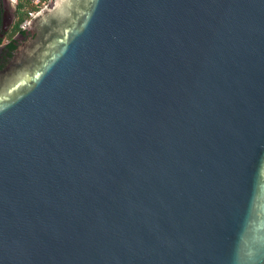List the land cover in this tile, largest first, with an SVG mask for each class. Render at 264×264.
<instances>
[{"label": "water", "instance_id": "95a60500", "mask_svg": "<svg viewBox=\"0 0 264 264\" xmlns=\"http://www.w3.org/2000/svg\"><path fill=\"white\" fill-rule=\"evenodd\" d=\"M0 264H264V0L39 10L0 49Z\"/></svg>", "mask_w": 264, "mask_h": 264}, {"label": "flooded vegetation", "instance_id": "af4514ba", "mask_svg": "<svg viewBox=\"0 0 264 264\" xmlns=\"http://www.w3.org/2000/svg\"><path fill=\"white\" fill-rule=\"evenodd\" d=\"M15 8V18L13 19L9 30L0 39V49L11 43L19 33H23L24 29L20 28V19L23 16L26 5L25 0H6ZM27 27V26H26ZM25 27V28H26Z\"/></svg>", "mask_w": 264, "mask_h": 264}, {"label": "built area", "instance_id": "2783aa9c", "mask_svg": "<svg viewBox=\"0 0 264 264\" xmlns=\"http://www.w3.org/2000/svg\"><path fill=\"white\" fill-rule=\"evenodd\" d=\"M53 0H31L30 5H32V9L28 10L27 17L24 21L20 23V28L25 29L28 25L29 21L36 15V13L44 7H47L49 3Z\"/></svg>", "mask_w": 264, "mask_h": 264}, {"label": "trees", "instance_id": "16d2710c", "mask_svg": "<svg viewBox=\"0 0 264 264\" xmlns=\"http://www.w3.org/2000/svg\"><path fill=\"white\" fill-rule=\"evenodd\" d=\"M25 2L28 4V7H27L26 11L24 12L23 16L21 17L19 23H21L22 21L25 20V18L27 17L28 10H31L32 9V5H30L31 0H25Z\"/></svg>", "mask_w": 264, "mask_h": 264}, {"label": "rangeland", "instance_id": "374dc122", "mask_svg": "<svg viewBox=\"0 0 264 264\" xmlns=\"http://www.w3.org/2000/svg\"><path fill=\"white\" fill-rule=\"evenodd\" d=\"M52 4H53V1L51 3H49L47 7H50ZM25 5H26V9H27L28 4L26 2H25ZM26 9H25V11H26Z\"/></svg>", "mask_w": 264, "mask_h": 264}]
</instances>
